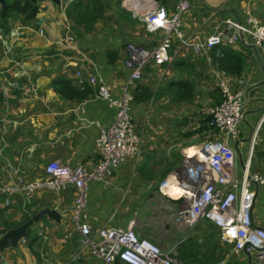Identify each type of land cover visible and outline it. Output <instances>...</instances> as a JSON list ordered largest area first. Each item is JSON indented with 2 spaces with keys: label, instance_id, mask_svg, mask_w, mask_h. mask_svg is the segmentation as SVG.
<instances>
[{
  "label": "crops",
  "instance_id": "obj_1",
  "mask_svg": "<svg viewBox=\"0 0 264 264\" xmlns=\"http://www.w3.org/2000/svg\"><path fill=\"white\" fill-rule=\"evenodd\" d=\"M72 1H40L34 19L17 23L9 31L3 29L0 180L4 184L43 180L45 168L52 161L93 170L100 162L96 140L101 128H108L114 121L115 109L96 96L90 78L102 79L118 98L128 77L123 65L127 44L152 48L162 39L160 33H148L122 6L123 0H101L107 7V19L87 31L68 19L66 9L72 7ZM156 1L174 12L183 0ZM188 1L190 8L181 17L184 37L179 40L174 36L171 62L148 66L143 79L130 88L134 95L130 113L142 138L141 156L139 160L124 162L105 180L89 183L87 221L93 230H98L125 229L135 220L140 236L148 237L167 252L173 250L184 264H259L255 256L226 243L208 220H201L192 230L176 224L175 216L184 203L169 197L171 193L163 194L164 183L168 185L165 191L172 192L170 189L174 188L186 147L197 148L210 138L205 115L208 108H203L200 100L207 98V105L219 103L212 74L216 69L236 77L230 87L243 90L244 118L238 134L226 140L235 151V175L242 180L247 170L264 177V46L257 47V55L249 48L254 46L250 38L232 47L224 45L204 52H196L190 43L194 35L202 41L207 39L229 19L245 22L251 14L264 23V0ZM131 27L140 33L122 34V30ZM68 32L74 37L72 42L67 39ZM219 50L223 58L217 55ZM62 78L71 80L78 91L88 87L91 92L83 100L64 98L55 89ZM237 79H242L244 85L238 84ZM12 83L17 85L10 87ZM186 83L193 88V95L180 98ZM8 86L10 94L6 96L4 88ZM262 120L255 150L250 154L251 135ZM251 189L256 193L252 220L264 230V188L251 184ZM75 198L72 186L59 192L39 190L30 198L24 193H1L0 236L42 210L60 214L58 222L43 216L17 247L0 252L6 264H105L83 249L72 217ZM6 201L9 206H5ZM26 204L30 214L24 211Z\"/></svg>",
  "mask_w": 264,
  "mask_h": 264
},
{
  "label": "built area",
  "instance_id": "obj_2",
  "mask_svg": "<svg viewBox=\"0 0 264 264\" xmlns=\"http://www.w3.org/2000/svg\"><path fill=\"white\" fill-rule=\"evenodd\" d=\"M122 6L143 24L148 33H160L162 39L152 48L127 44L123 65L128 77L118 98L112 95L109 86L102 79L90 78L89 84L96 89V96L115 109L114 121L108 128H101L96 140L100 162L88 172L82 166L69 167L59 161H52L45 168L46 177L43 180L29 183L20 180L12 184H4L0 180V194L24 193L30 198L39 190L59 192L72 186L76 196L72 217L84 250L105 264H182L174 257L173 250L167 252L148 237L140 236L136 231L135 220H132L125 229L104 227L98 230H93L87 221L89 183L105 180L124 162L130 159L139 160L141 156L142 138L136 131L130 113L134 102L130 88L143 79L144 70L148 66L157 67L171 62L172 40L174 36L179 40L184 37V33L180 31L181 17L190 8V3L188 0L181 1L174 12H169L156 0H123ZM18 25L10 23L12 28ZM20 34L18 32L17 36ZM245 38H250L258 48L264 46V23L251 14L245 22L226 20L216 33L203 41L198 35H194L190 43L196 52H204L224 45L234 46L245 41ZM67 39L72 42L74 37L68 32ZM0 41H4L1 24ZM212 73L222 102L210 108L209 115L212 118L210 125L227 137H234L244 116L243 91L230 87V83L235 82L236 77L230 76L226 71L216 69ZM81 76V73H78L80 80ZM237 82L244 85L242 79H237ZM80 83L83 88L84 83L82 81ZM16 85L12 83L9 86ZM9 86L4 88L6 96L10 94ZM262 123L263 120L253 133L251 152L257 143ZM210 132L214 130L210 129ZM200 148V165L191 160H187L186 165L187 173L195 174L194 180L201 194L195 197L188 207L177 213L175 223L192 229L202 219L212 220L221 229L222 238L226 243L237 248H246L249 253L255 255L259 264H264V230L253 224L251 212L255 193L249 190L251 183L264 187V177L253 174L246 175L242 181L237 180L234 172L235 152L223 142L208 139ZM191 187L196 188L194 185ZM196 194L195 192L193 195ZM9 205V201H6L5 206ZM26 205L24 211L29 213ZM0 259L2 264H6L4 258Z\"/></svg>",
  "mask_w": 264,
  "mask_h": 264
},
{
  "label": "trees",
  "instance_id": "obj_3",
  "mask_svg": "<svg viewBox=\"0 0 264 264\" xmlns=\"http://www.w3.org/2000/svg\"><path fill=\"white\" fill-rule=\"evenodd\" d=\"M118 5L121 7L120 3ZM38 12V3L34 4L30 0H14L13 2H8L6 14L3 16L2 11L0 12L1 28L9 31L10 23H26L34 19ZM106 12L107 7L101 0H73L72 7L66 9L68 19L76 26L84 27L87 31H90L98 21L106 20ZM120 14H122V11ZM55 89L64 98L71 97L78 100H83L91 92L88 87L80 91L76 90L72 81L67 78L58 80ZM192 92L193 88L186 83L184 92L180 91V98H191L193 95ZM0 100H2L1 95ZM27 211L30 212L29 205L27 206ZM28 220L26 217L25 221Z\"/></svg>",
  "mask_w": 264,
  "mask_h": 264
},
{
  "label": "clouds",
  "instance_id": "obj_4",
  "mask_svg": "<svg viewBox=\"0 0 264 264\" xmlns=\"http://www.w3.org/2000/svg\"><path fill=\"white\" fill-rule=\"evenodd\" d=\"M223 25V24H222ZM241 42H243V41H241ZM245 42V41H244ZM240 43V42H239ZM255 46V45H254ZM220 47H222V46H220ZM230 47H232V46H230ZM217 48H219V47H216V48H213V49H217ZM220 54H222V56H219ZM220 58H223L224 57V54L222 53V51L221 50H219V52H218V54H217ZM220 71H222V70H220ZM213 74V73H212ZM214 82H215V85H216V88H217V90H218V92H219V89H218V87H217V84H216V80H215V78H214ZM242 90V89H241ZM243 91V90H242ZM219 95H220V92H219ZM244 101V100H243ZM222 102V98H221V95H220V102L218 103V104H213L212 106H215V105H219L220 103ZM212 106H210L209 108H208V111H207V116H206V120H207V125H208V130H207V132H209V141H220V142H223V143H225V144H227V142H226V140H228V139H231V138H234V137H227L224 133H221L219 130H217V129H215V128H213V127H211V125H210V123H211V117H210V115H209V110H210V108L212 107ZM243 118H244V116H243ZM243 120V119H242ZM242 120H241V122H242ZM241 122H240V124H241ZM240 124H239V128H240ZM210 129H212V130H214V132H210ZM256 130V129H255ZM254 130V131H255ZM254 131H253V133H254ZM238 132H239V130H238ZM253 133H252V135H251V138H250V141H249V143H250V150H251V139H252V136H253ZM221 136H223V137H221ZM257 144V143H256ZM228 145V144H227ZM202 146V144L201 145H199L197 148H194L193 146H190V147H186V149L184 150V152L186 153V155H185V158H184V160H183V162H182V166H181V168H180V170H179V172H178V175H177V178H176V186H178L181 190H183L185 193L182 195V196H179V197H174V196H169V197H172V198H176L177 200H179V202L180 203H184V207L182 208V209H185L186 207H188L190 204H191V202L193 203V201H194V198L195 197H197L199 194H201V193H199L198 192V184H196V181L194 180V177H195V174L194 173H191V174H188L187 173V165H186V161L187 160H191V161H193L196 165H200V152H201V147ZM229 146V145H228ZM256 146V145H255ZM232 148V147H231ZM191 149H195V151L191 154V153H189V150H191ZM233 149V148H232ZM234 150V149H233ZM254 150H255V147H254ZM254 150H253V152H254ZM235 152V151H234ZM253 152H251L250 154H252ZM249 163H250V161L248 162V165H249ZM196 165H194V166H196ZM193 166V167H194ZM234 172H236L235 171V164H234ZM251 176V175H253V174H249L248 173V171L246 170L245 172H244V176H243V179H244V177L245 176ZM235 177H236V175H235ZM236 179H237V177H236ZM242 179V180H243ZM238 180V179H237ZM242 180H239V181H242ZM251 184H256V183H251ZM251 184H250V186H249V190H251V191H253L252 189H251ZM192 185H194V186H196V188L195 189H193L191 186ZM257 186H261V185H259V184H256ZM168 185L166 184V183H164L163 185H162V187H165V189H166V187H167ZM262 187V186H261ZM203 188V185L201 186V189ZM262 188H264V187H262ZM165 189H164V192H163V194L165 195V194H167L166 192H165ZM197 193L196 195H193L194 193ZM254 192V191H253ZM255 193V192H254ZM240 194H241V191H240ZM168 195V194H167ZM171 200V199H170ZM255 200H256V193H255ZM255 200H254V203H255ZM253 206H254V204H253ZM181 209V210H182ZM253 209V208H252ZM27 214H30V212L29 213H27ZM251 215H252V212H251ZM30 218H32V217H30ZM29 218V219H30ZM202 220H208V221H210V222H212L215 226H216V228L220 231V233H221V235H222V231H221V229L212 221V220H209V219H202ZM201 221V220H200ZM199 221V222H200ZM253 221V220H252ZM198 222V223H199ZM197 223V224H198ZM197 224H196V226H197ZM254 224V223H253ZM195 226V227H196ZM194 227V228H195ZM194 228H192V229H194ZM192 229H190V230H192ZM190 230H188V231H190ZM231 245V244H230ZM242 249H244L247 253H249L247 250H246V248H242ZM250 255H252V256H255L254 254H251V253H249ZM174 255V254H173ZM174 257H175V255H174ZM176 258V257H175ZM256 258V257H255ZM177 259V258H176ZM178 260V259H177ZM257 260V259H256ZM179 261V260H178ZM180 262V261H179ZM220 262H222V261H220ZM219 262V263H220ZM224 262V261H223ZM182 264H184L183 262H181ZM219 263H217V264H219ZM226 264V263H225Z\"/></svg>",
  "mask_w": 264,
  "mask_h": 264
},
{
  "label": "water",
  "instance_id": "obj_5",
  "mask_svg": "<svg viewBox=\"0 0 264 264\" xmlns=\"http://www.w3.org/2000/svg\"><path fill=\"white\" fill-rule=\"evenodd\" d=\"M30 1L35 4L43 0H30ZM51 1L57 4L61 3V0H51ZM0 5L2 6V15L4 16L6 14L7 6H8L7 0H0ZM249 48L253 49L258 55V49L256 46H249ZM262 84H264V82ZM45 215L56 220L57 222L60 220V214L55 210H50V209L42 210L40 213L30 218L22 226L10 230L5 235L0 236V252H2L3 250L9 247H17L18 243L23 238H26L28 236L29 228L32 227L34 224H36Z\"/></svg>",
  "mask_w": 264,
  "mask_h": 264
},
{
  "label": "rangeland",
  "instance_id": "obj_6",
  "mask_svg": "<svg viewBox=\"0 0 264 264\" xmlns=\"http://www.w3.org/2000/svg\"><path fill=\"white\" fill-rule=\"evenodd\" d=\"M126 34V35H128V34H130V35H132V36H134V33H140V30L138 29V30H136V29H134V28H127V29H124V30H122V34ZM125 35V36H126ZM135 36H137L136 34H135ZM159 36V34H157L156 35V38H159L158 37ZM146 38L148 37L147 35L145 36ZM183 73L184 74H186L187 73V69H184L183 70ZM213 83H214V85H215V82L213 81ZM216 86V85H215ZM207 102H208V99L207 98H203L202 100H200V103H201V106L203 107V108H209L210 106H212L211 104H209V105H207ZM206 112V111H205ZM205 115L207 116V114L205 113ZM170 196H174V197H176L174 194H172L171 193V195Z\"/></svg>",
  "mask_w": 264,
  "mask_h": 264
},
{
  "label": "bare ground",
  "instance_id": "obj_7",
  "mask_svg": "<svg viewBox=\"0 0 264 264\" xmlns=\"http://www.w3.org/2000/svg\"><path fill=\"white\" fill-rule=\"evenodd\" d=\"M175 179H173L174 182ZM174 188L172 187L170 190H172V192H169V189L166 190V193H173L176 197L182 196L185 192L183 190H181L179 187L177 188L175 182H174Z\"/></svg>",
  "mask_w": 264,
  "mask_h": 264
}]
</instances>
